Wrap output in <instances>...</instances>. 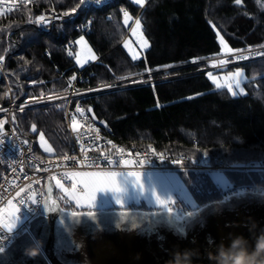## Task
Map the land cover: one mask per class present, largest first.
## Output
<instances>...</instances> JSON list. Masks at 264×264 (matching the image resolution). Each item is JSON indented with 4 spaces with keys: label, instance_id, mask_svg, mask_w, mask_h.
Masks as SVG:
<instances>
[{
    "label": "trees",
    "instance_id": "obj_1",
    "mask_svg": "<svg viewBox=\"0 0 264 264\" xmlns=\"http://www.w3.org/2000/svg\"><path fill=\"white\" fill-rule=\"evenodd\" d=\"M77 4L79 0H37L11 12L3 9L7 15L0 16V56L5 59L7 81L15 96L25 93L26 98H33L62 90L67 77L78 69L67 57L66 46L85 35L98 58L91 65L90 85L149 72H154L151 77L155 79L166 77L89 98L87 104L97 119L110 126L115 142L154 145L193 159L207 153L217 162L264 160V52L256 59L212 72L243 69L247 83L242 84L244 93L238 96L227 88H216L208 71H199L206 64H191L223 54L217 32L233 50L264 48V0H241L239 5L235 0H148L143 7L132 0H112L82 10L75 20L56 23L48 32L26 24L43 9L64 13ZM124 11L141 20L143 36L149 42L135 61L122 46L127 35ZM5 90L0 80V105ZM63 117L62 105L50 104L19 111L15 120L18 133L32 142L36 155L62 158L71 153ZM41 133L52 148L50 155L36 145ZM180 176L200 208L223 199L208 175ZM227 176L232 184L247 181L241 174ZM253 176L264 185V173ZM54 197L64 210L87 211L74 210L67 202L63 206L65 197L56 190ZM176 207L181 206L177 203ZM124 210L156 209L138 205Z\"/></svg>",
    "mask_w": 264,
    "mask_h": 264
},
{
    "label": "built area",
    "instance_id": "obj_2",
    "mask_svg": "<svg viewBox=\"0 0 264 264\" xmlns=\"http://www.w3.org/2000/svg\"><path fill=\"white\" fill-rule=\"evenodd\" d=\"M37 0H0V8L18 10L21 6L36 2ZM112 0H102L97 4L94 0H88L83 4L80 9L75 12L69 11L70 15L64 16L63 13L55 9H43L40 13L26 22V24L36 27L40 31L48 32L56 23L73 21L78 14L91 6L104 5ZM44 15L45 21L36 23V17ZM79 27H76L78 29ZM7 30V29H6ZM85 33H89L86 31ZM264 48H253L248 50L236 51L231 54L216 56L214 58L197 61L191 64L204 63L207 66L199 71L213 72L225 69L231 65L250 61L260 57ZM73 46L69 43L66 46V55L68 58L73 57ZM69 52L72 54L69 55ZM46 55L49 53L45 52ZM235 56H246L247 59L235 60ZM221 60L228 61L221 65ZM92 63L87 66L77 69L70 78L75 75L76 80L72 81L69 85V77L65 81L62 90L52 91L50 94L43 96V99L34 101L32 98H26L25 93L20 97L15 96L13 89L7 81L8 75L5 72V59L0 61V80L5 83L8 93L4 94V103L0 105V117L7 122L4 124L3 129L0 130V163L2 170L0 171V209L7 206L8 200L16 202V193L24 188L26 192L31 194L35 192L37 195V203L31 204L29 201L27 205L21 206L19 213V224L12 233H4L6 239L3 242L4 249H6L21 233L29 231V223L41 214L46 194L44 190V180L47 176L56 177L64 185L72 187V180L69 176L70 172L74 171H89V170H134L146 172H176V168L180 169L179 174L182 173H205L207 168L199 166L201 158L193 159L183 154H172L167 151L158 149L154 145L144 147H137L134 145H123L115 142L114 133L110 126L104 121L95 117L91 105L87 104L89 98L98 96V94L123 89L128 86L134 85H147L153 84L155 81L166 79L152 78L147 81L137 82L134 78H125L118 80L117 83H107L90 85V77L93 75L91 70ZM154 72L138 75L152 76ZM54 97L49 99L48 97ZM40 97V96H37ZM60 104L63 108L64 121L69 133L71 153L62 158H42L33 152V144L25 141L20 133L15 122L12 121L13 115L20 111V106L25 105V109L45 106V105ZM80 107L82 113H77L75 110ZM73 116H75L77 129L74 131L72 128ZM98 130V131H97ZM27 142V143H25ZM122 150V151H121ZM210 161L211 169L225 168V162L212 160L207 156ZM119 161V164H109L108 161ZM124 161L129 163L125 164ZM260 161V160H250ZM142 162V163H141ZM249 162V161H247ZM244 162V163H247ZM227 173L241 174L246 177L247 181L242 184H232L233 189L236 191H251L256 193H264V185L258 183L254 176L255 174L264 173V169H234L227 170ZM26 177V178H25ZM29 186L31 190L29 191ZM220 194H224L220 191ZM21 197L27 200V196L21 193ZM20 207V205H17Z\"/></svg>",
    "mask_w": 264,
    "mask_h": 264
},
{
    "label": "water",
    "instance_id": "obj_3",
    "mask_svg": "<svg viewBox=\"0 0 264 264\" xmlns=\"http://www.w3.org/2000/svg\"><path fill=\"white\" fill-rule=\"evenodd\" d=\"M52 183L47 176L44 203L55 202L57 210L43 205L29 231L0 252V264H167L185 252L191 254V264H215L209 253L230 247L237 237L254 250L264 233V193L245 191L179 220L158 210H124L125 217L121 210L73 216L54 197ZM29 248H38V254L28 255Z\"/></svg>",
    "mask_w": 264,
    "mask_h": 264
},
{
    "label": "snow or ice",
    "instance_id": "obj_4",
    "mask_svg": "<svg viewBox=\"0 0 264 264\" xmlns=\"http://www.w3.org/2000/svg\"><path fill=\"white\" fill-rule=\"evenodd\" d=\"M25 3L28 2V0H24ZM88 0H79V4L76 5V7H73L71 9V12H75L78 7L81 5L87 3ZM95 3L99 4L102 2V0H94ZM135 4L143 7L145 5V0H134ZM235 3L237 5L241 4V0H235ZM13 9L9 8L8 12H11ZM7 15V13L0 8V16ZM64 16L70 15L69 12H64ZM124 16V23L127 24L129 20H131V17L127 11L123 12ZM45 21V16L40 15L36 17V23H42ZM141 29V20L136 19L134 22V27L132 28L133 34L139 33L140 39L139 44L141 48H148L149 42L148 40L143 36V33L140 32ZM217 37L219 44L221 46V50L226 53H233L234 51L239 50H233L230 48L226 41L224 40V37L220 35L219 32H217ZM77 44L83 45L84 38L81 37L78 41H76ZM125 48H128V44L125 43ZM89 51H91L89 49ZM132 55L133 60L139 59V54L137 52L132 51L129 49ZM72 53L69 52V55ZM246 56H235V60H243L247 59ZM4 57L0 56V61H3ZM89 59H95V56H90ZM86 61H82L80 56L77 55L76 57V63L83 66V63ZM228 61L221 60L219 63L221 65L227 63ZM27 63V62H26ZM146 71H149L146 69ZM209 78L213 81L216 88H222L225 87L224 84L217 83L216 77L213 76L211 73L208 74ZM77 77L73 75L68 83L71 85L72 81L76 80ZM226 80L231 79L232 83H228L226 86L228 88V91L232 93L233 96L239 95L244 93V88L242 87V84L247 83V81L244 79V73L241 71H236L235 73H229V76L225 78ZM32 83H36V81H32ZM43 83V82H41ZM233 88L237 89L238 91H234ZM7 96L8 93H5ZM44 94L41 93L40 97H33L32 99L34 101H39L43 99ZM49 99H53L54 97H48ZM25 105L20 106V111L23 112ZM0 111H6V109H0ZM77 113H82V109L78 106L75 110ZM12 121L15 122V115L12 117ZM6 120H0V130L3 129L4 124L6 123ZM72 128L75 131L77 129L76 119L75 116H73V123ZM33 131H36L35 126L32 127ZM98 131V130H97ZM40 140L42 142L41 146L44 148L45 152H51L52 148L47 144V142L44 139V134H40ZM27 143V142H25ZM122 151V150H121ZM108 163L111 165L113 163L119 164V161H108ZM125 164L129 163L128 161H124ZM142 163V162H141ZM199 166L207 168L208 171H206L204 174L208 175L210 179H213V182L215 186L224 194L223 199L218 202H212L211 204H205L203 207H209V206H215L216 203H224L232 198V196H240L243 194V190L236 191L233 189V185L231 183L230 178L227 176V170H234V169H264V160L260 161H249L247 163H241V162H225V168H219V169H211L210 167V161L207 158V153H205L200 161ZM180 169L176 168V172L179 176V179H174L172 181L174 189L176 193L178 194L179 199L173 200V197L171 195L167 196V198L162 197L159 193L156 192L155 188L151 189L152 196L154 198L155 204L158 206V211H166L170 215H175L176 219H182L183 217H190L193 215H196L200 211V206L194 201L192 194L189 192L188 187L186 186L184 180L179 175ZM143 173L138 172H73L71 173V180H72V191H68L67 189H63L70 198L71 201H73L77 208H87L90 209L87 211L86 214L88 216H93V209L95 208L97 194L101 192H112L114 194V198L117 204L121 205V215L122 217H125L128 215L127 211H124L125 209L123 207V201L121 199V193H124L126 191L124 185L125 184H131L134 188L138 189L141 193L145 192L146 186L144 183V177ZM26 178V177H25ZM52 179H55L56 186L62 188L60 179H56L53 177ZM165 185L167 186L168 181H164ZM31 190V186H29V191ZM51 190V186H49V191ZM21 193H24L25 196H27V200H25L23 197H21ZM17 198H19L16 202L13 200L7 201V207L0 209V252L4 251L3 242L6 239V236L3 235L4 233H12L13 230L16 228L17 222L19 220V213L21 210V206H25L30 201L31 204L37 203V195L35 192H31L29 194L25 191L24 188H21L19 192L16 193ZM177 203L181 207H176ZM17 205H20L18 207ZM49 211H55L57 210L58 206L55 205V202H52V204H49L45 202L43 204ZM191 206V210L187 206ZM73 216H79L80 213L77 212H71Z\"/></svg>",
    "mask_w": 264,
    "mask_h": 264
},
{
    "label": "rangeland",
    "instance_id": "obj_5",
    "mask_svg": "<svg viewBox=\"0 0 264 264\" xmlns=\"http://www.w3.org/2000/svg\"><path fill=\"white\" fill-rule=\"evenodd\" d=\"M123 24H125V23L123 22ZM125 26L127 28V35L125 36V39H124V42H123V47H124L125 43H127L128 44V48L124 47L123 49L126 50L131 57H132V55H131V52L129 51V49H131L134 52H137L139 54V57H141L146 49L141 48V46L139 44L140 34L139 33L133 34V32H132V28L134 27V22H133L132 18H131V20L128 21L127 24H125ZM140 32H142V29H140ZM82 37L84 38L83 45L76 43V41H78L81 38V36L76 38V40L72 44V46H73V50H72L73 57H72V59L74 61V65L78 69H81V68L87 66L90 63H94L97 60V54L95 53V51H93L94 49L91 46L90 42L88 41V39L86 38L85 35H82ZM89 49L91 51H89ZM263 52H264V50H263ZM225 54L227 55L228 53L223 52V55H225ZM260 54H262V52L258 53L257 55H260ZM77 55L80 56L82 61H86L85 63H83V66H81V65L76 63ZM93 55L95 56V59H89V57L93 56ZM238 70L244 73V71H242L243 69L237 68V69H234L232 71H222V72H219V73H212L210 71V72H208V74L211 73L213 76H215L217 83L224 84L225 87H222V88H227L226 85L228 83H232V81H231V79L226 80L225 78L229 76V73H235ZM134 77H137L135 79L137 82L147 81V80L151 79V76H147V77L140 76L139 77L138 75L132 76V77H129V78H134ZM208 77H209V75H208ZM244 79L246 80L245 74H244ZM121 80H124V79H121ZM210 81L213 83V81L211 79H210ZM214 86H215V84H214ZM242 87H243V85H242ZM233 90L234 91H238L235 88H233ZM239 95H241V94H239ZM236 96H238V95H236ZM3 119H4L3 117H0V120H3ZM44 139L47 142V144L49 145L48 140L45 137H44ZM41 144H42V142L40 140V135H39L38 138H37V144L36 145L38 146L39 150L42 153L46 154V156L50 155L52 153V151L51 152H45L44 148L41 146ZM111 171H115V172H118V173H120V172H138V173H143L144 172V174H143L144 183H145V186H146V189H147L145 192L141 193L138 189L134 188L130 183L124 185L126 191L124 193H121L120 195H121V199L123 201V207L125 209H128L129 207H136V206L140 205V207H145L147 209H156V210H158V206L155 204L154 198L152 196L151 189H153V188H155L156 192L159 193L164 198H167V196L171 195L173 197V200L179 199L178 194L176 193V191L174 189V186H173V183H172V181L174 179H179V176H178L177 172L157 171V172H153L152 173V172H146V171H141L140 172V171H134V170H118V171L117 170H89V171H74V172H111ZM71 173H73V172H70L69 176H71ZM52 181H53L52 184H54V186H55V190L57 192H60L61 197L62 196L65 197L66 201L63 202V206L65 205V202H67V203L72 205L74 210L75 209L76 210L77 209H86L87 211L90 210V209H87V208H77L75 203L70 200V198L68 197L67 193L65 191H63V189H67L70 192V191H72V187H69V186L64 185V184L61 183V185L63 187L60 188V187L56 186L55 179H52ZM164 181H168L167 186L165 185ZM211 181L213 182V179H211ZM213 184H214V182H213ZM5 207H7V206H5ZM107 209H112V210L113 209H117L118 210V209H121V205L116 203L115 198H114V194L112 192H101V193H98L97 194L95 208L92 211H102V210L105 211ZM18 224H19V220L17 222L16 227L18 226Z\"/></svg>",
    "mask_w": 264,
    "mask_h": 264
},
{
    "label": "clouds",
    "instance_id": "obj_6",
    "mask_svg": "<svg viewBox=\"0 0 264 264\" xmlns=\"http://www.w3.org/2000/svg\"><path fill=\"white\" fill-rule=\"evenodd\" d=\"M38 252V248L27 250L30 256H36ZM177 257L167 264H191L189 252L177 254ZM209 258L215 261V264H264V233L258 237L254 250L249 251L247 242L242 237H237L232 240L230 247L221 246L216 253H209Z\"/></svg>",
    "mask_w": 264,
    "mask_h": 264
},
{
    "label": "crops",
    "instance_id": "obj_7",
    "mask_svg": "<svg viewBox=\"0 0 264 264\" xmlns=\"http://www.w3.org/2000/svg\"><path fill=\"white\" fill-rule=\"evenodd\" d=\"M133 1V3L135 4V2H134V0H132ZM148 0H145V4H146V2H147ZM137 5V4H136ZM131 18H132V20H133V22H135V20L136 19H139L138 17H136V18H133L132 16H130ZM125 25V24H124ZM141 29H142V27H141ZM125 39V38H124ZM123 42H124V40H123ZM123 42H122V46H123ZM124 48V47H123ZM124 50V49H123ZM126 51V50H125ZM127 52V51H126ZM127 54L129 55V53L127 52ZM129 57L132 59V57L129 55ZM140 58V57H139ZM98 59V58H97ZM135 61V60H134Z\"/></svg>",
    "mask_w": 264,
    "mask_h": 264
},
{
    "label": "bare ground",
    "instance_id": "obj_8",
    "mask_svg": "<svg viewBox=\"0 0 264 264\" xmlns=\"http://www.w3.org/2000/svg\"><path fill=\"white\" fill-rule=\"evenodd\" d=\"M181 68H182V67H181ZM112 83H114V84H115V83H117V81H114V82H112ZM16 126H17V122H16Z\"/></svg>",
    "mask_w": 264,
    "mask_h": 264
}]
</instances>
